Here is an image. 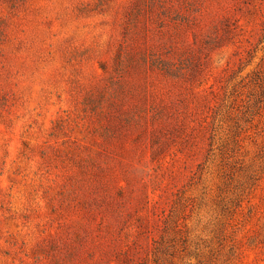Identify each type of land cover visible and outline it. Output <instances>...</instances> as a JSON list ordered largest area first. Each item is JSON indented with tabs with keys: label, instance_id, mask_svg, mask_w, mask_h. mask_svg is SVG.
I'll use <instances>...</instances> for the list:
<instances>
[{
	"label": "rangeland",
	"instance_id": "374dc122",
	"mask_svg": "<svg viewBox=\"0 0 264 264\" xmlns=\"http://www.w3.org/2000/svg\"><path fill=\"white\" fill-rule=\"evenodd\" d=\"M0 264H264V0H0Z\"/></svg>",
	"mask_w": 264,
	"mask_h": 264
}]
</instances>
